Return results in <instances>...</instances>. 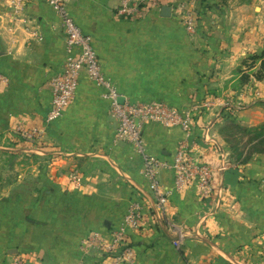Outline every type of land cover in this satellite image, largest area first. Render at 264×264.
Here are the masks:
<instances>
[{
  "label": "crops",
  "instance_id": "1",
  "mask_svg": "<svg viewBox=\"0 0 264 264\" xmlns=\"http://www.w3.org/2000/svg\"><path fill=\"white\" fill-rule=\"evenodd\" d=\"M120 3L66 0V15L90 38L103 81L82 72L72 103L48 124L49 83L66 58L61 18L48 0H27L15 19L8 0H0V159L12 157L13 174L0 176V264H112L86 242L97 234L108 244L135 194L148 211L140 230H127L134 252L127 264H264V155L233 167L216 129L231 109L224 94L264 89L252 75L259 64L243 65L264 51V5L257 13L238 0H163L159 10L132 20L116 15ZM180 3L197 18L193 33L175 12ZM164 6L170 17L161 16ZM243 73L250 79L242 86ZM110 91L119 100L177 107L218 96L221 106L205 111L189 134L147 124L138 148L117 136ZM213 91L217 96H208ZM247 111L243 125L264 123V106ZM17 125L43 130L42 139L22 141L13 133ZM183 142L215 169L210 198L196 185L174 188L171 164ZM223 155L230 162L224 169ZM147 156L165 163L161 215L143 172Z\"/></svg>",
  "mask_w": 264,
  "mask_h": 264
},
{
  "label": "built area",
  "instance_id": "2",
  "mask_svg": "<svg viewBox=\"0 0 264 264\" xmlns=\"http://www.w3.org/2000/svg\"><path fill=\"white\" fill-rule=\"evenodd\" d=\"M58 11L64 31L66 58L62 70L54 75L49 83L51 92V107L47 116V123L58 121L72 103L79 86L82 72L97 81H103L99 60L94 51L90 38L66 15V0H48ZM9 8L15 19L22 17L27 0H8ZM163 0H121L116 8V15L121 19H132L146 17L151 11L159 10ZM175 12L180 16V22L186 31L193 33L197 27V18L185 3L175 7ZM35 37L40 38L37 32H32ZM110 110L117 121V136L125 139L134 146L140 148L142 145L143 131L147 124L160 123L165 127H178L187 134L192 132L198 118L215 105L219 99L206 98L202 102H192L184 107H177L165 102L143 103L125 100L119 102V95L110 91ZM13 133L22 141H40L43 130L34 127L26 128L17 125ZM209 130L206 131V137ZM215 142L213 139H207ZM227 157H222V168L227 165ZM165 163L153 156L144 159L143 172L148 177V189L153 197V205L156 215H161L168 204V196L163 192L158 178L159 170ZM171 168L174 172V188L181 191L190 185H196L199 195L203 199L210 198L214 192L213 175L215 169L207 163L193 156L186 143L178 145ZM148 211L147 205L139 194H135L122 218L121 224L112 232V240L102 245L97 242L98 235H94L86 242L87 245L101 250L112 259V264H127L133 260V248L127 240V230L138 231L143 224L144 216ZM85 244V242H84ZM16 264H24L22 260ZM78 264H95L80 261Z\"/></svg>",
  "mask_w": 264,
  "mask_h": 264
},
{
  "label": "rangeland",
  "instance_id": "3",
  "mask_svg": "<svg viewBox=\"0 0 264 264\" xmlns=\"http://www.w3.org/2000/svg\"><path fill=\"white\" fill-rule=\"evenodd\" d=\"M254 1L255 0H238L239 3H252V6L257 7L256 12L259 13L260 7L264 5V0H256L255 3ZM216 94H218V92L213 91L208 96H217ZM227 94L228 96L224 94V102L229 104L231 109H228L225 115L223 114L224 116L220 118L216 129L223 135L225 145L229 150L232 165L237 168L238 165L245 164V160L248 156H250L249 159H251L253 156L262 155L257 154L259 151H264V139H261V136L264 134V123L250 127L242 124L245 122V118L247 117L246 115L251 113L247 111L248 109H254L260 105L264 106V89H234L230 90V93ZM237 94H239L241 98H237ZM206 98L208 97H204L198 102H202ZM215 99H219L218 96L215 97ZM248 99L250 101H248ZM220 101L221 100L215 102L216 104H213L210 109H213L216 106H221L219 105ZM243 111H245L244 115H241L240 113ZM260 133H262V135ZM25 159L26 158L24 157V160ZM11 164L12 157L0 159V169L3 168V170H0V176L5 178L13 177V174L9 171V166Z\"/></svg>",
  "mask_w": 264,
  "mask_h": 264
},
{
  "label": "trees",
  "instance_id": "4",
  "mask_svg": "<svg viewBox=\"0 0 264 264\" xmlns=\"http://www.w3.org/2000/svg\"><path fill=\"white\" fill-rule=\"evenodd\" d=\"M257 64H259L258 69L256 70V72H253L252 75L255 77L256 80L258 81H262L264 80V51L260 54H254L252 56H250L248 59L245 60L244 62V66L249 69H253ZM250 79V74L249 73H243L241 76V81H240V85L245 84L246 82H248ZM262 135V133H260ZM261 139H264V134L261 136ZM257 154H262L264 155V151H259ZM250 158V156H248L245 160V162H247V160Z\"/></svg>",
  "mask_w": 264,
  "mask_h": 264
},
{
  "label": "water",
  "instance_id": "5",
  "mask_svg": "<svg viewBox=\"0 0 264 264\" xmlns=\"http://www.w3.org/2000/svg\"><path fill=\"white\" fill-rule=\"evenodd\" d=\"M161 16L162 17H170L171 16V8L169 6H164L161 9ZM120 103L124 102V98L119 100Z\"/></svg>",
  "mask_w": 264,
  "mask_h": 264
}]
</instances>
